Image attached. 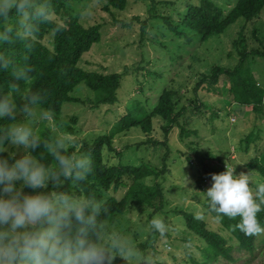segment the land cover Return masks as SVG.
Instances as JSON below:
<instances>
[{"label": "rangeland", "instance_id": "rangeland-1", "mask_svg": "<svg viewBox=\"0 0 264 264\" xmlns=\"http://www.w3.org/2000/svg\"><path fill=\"white\" fill-rule=\"evenodd\" d=\"M198 1L127 0L122 9L105 10L102 0H66V14H75L85 26L99 23L97 40L80 53L76 64L99 73L118 72L116 98L94 104L93 90L78 81L69 91L76 99L63 101L59 112L72 133L64 132L51 118L42 121L35 131L38 134L47 127L53 135L73 136L79 149L83 142L88 144L95 136L108 133L122 114L140 116L147 112L163 87L177 89V106H184L178 118L183 130L173 125L163 131V120L152 115L149 131L131 125L112 134L111 149L104 144L101 148L106 163L147 161L158 168L164 166L155 176L162 189L160 206L127 198L122 212L105 219L101 227L118 233L126 243L152 256L156 264H201L204 241L184 224L183 213H192L203 216L205 226L221 233L231 245L229 257L217 256L205 264H264V233L256 235L250 250L239 248L205 207L206 191L212 183L200 185L201 174L212 170L202 171L203 164L221 170L234 167L237 176L249 174L253 192L262 181L247 163L264 149V55L249 52L264 47V4L252 19L239 17L222 32L199 39L180 23L184 6ZM212 1L225 11L233 0ZM53 18L63 21L55 12ZM43 42L49 45L46 36ZM242 49L246 51L244 63L263 88L257 109L233 99L223 73L212 85L195 84L213 64L233 66ZM21 119L17 115V120ZM7 147L17 159L25 153L23 146ZM151 179L145 178L148 182ZM51 190L49 187L46 191ZM123 190L110 188L109 192L119 198ZM23 191L33 194L26 187ZM156 216L164 218L168 229L164 237L150 230V221ZM114 264L127 262L117 256ZM130 264H136L135 259Z\"/></svg>", "mask_w": 264, "mask_h": 264}, {"label": "clouds", "instance_id": "clouds-1", "mask_svg": "<svg viewBox=\"0 0 264 264\" xmlns=\"http://www.w3.org/2000/svg\"><path fill=\"white\" fill-rule=\"evenodd\" d=\"M53 16L51 0H0V46L21 44L25 50L20 60L0 52V71L13 81L6 93H0V118L10 119L0 126V153L8 151L7 145L25 149L11 164L0 157V264H114L117 256L127 264L133 259L136 264H156L152 256L126 243L118 233L102 229L98 218L107 209L94 194L61 190L69 181L74 187L86 182L93 171L91 156L76 148L77 139L60 134L42 140L36 134V127L52 116L41 110L46 92L31 88L20 92L19 84L31 81L28 54L42 26L54 23ZM63 27L56 24L54 33ZM17 94L23 101L19 108L13 99ZM17 115L22 119L17 120ZM40 148L43 152L34 156ZM45 153L51 158L48 163ZM234 171L226 167L212 174L213 183L206 191L209 210L218 220L239 217L234 231L239 229L246 236L264 233L257 219L264 210V184L254 194L249 174L237 176ZM17 182H21L19 187ZM49 185L52 190L46 191ZM25 187L33 194L25 193ZM150 230L164 237L168 231L164 218H152Z\"/></svg>", "mask_w": 264, "mask_h": 264}, {"label": "trees", "instance_id": "trees-1", "mask_svg": "<svg viewBox=\"0 0 264 264\" xmlns=\"http://www.w3.org/2000/svg\"><path fill=\"white\" fill-rule=\"evenodd\" d=\"M102 1L105 10L110 9V7L122 9L127 2V0ZM65 3L66 0H51L54 12L57 15L59 14L63 21L53 18V24L42 26L27 59L28 66L32 68L30 73L32 79L30 82H20L19 88L20 92H24L28 88L33 91L43 90L46 92V101L41 106L42 111L50 112L53 122L64 132L72 133L73 129L70 124L63 121L59 116L61 103L76 99L69 91L78 81L82 80L86 86L93 90L94 104L112 102L116 98L115 89L119 83V73L116 71L99 73L83 69L76 64L80 53L87 50L90 44L97 40L99 23L82 25L75 14L69 15L64 12ZM263 4L264 0H233L232 4L224 11L212 0H199L197 3L190 2L184 6L181 12L180 23L197 34L199 39H205L222 32L239 17L246 20L252 19L259 13ZM65 14L66 19H64ZM58 23H62L64 27L61 31L54 33L53 29ZM45 36L49 41V45L43 42ZM24 51L21 44L0 46V52L12 55L17 60H20L24 55ZM245 52L244 49L239 51L238 60L231 67L219 64L211 65L209 71L200 74L195 84L200 85L207 82L212 85L216 82L218 74L223 73L228 78V88L233 99L245 105L251 104L253 109H257L262 102L263 88L254 81L248 66L244 63L246 60ZM249 52L264 55V47L263 49L249 50ZM12 82V78L7 72L0 71V93H6ZM178 94L177 89L163 87L158 93L155 103L147 112L140 116L124 113L115 121L108 133L99 134L90 143L83 142L80 145L79 151L91 156L93 171L86 182L74 187L69 181L65 183L61 190L76 195L94 194L103 203L104 208L107 209L98 218L100 224L105 219L111 218L116 212H122L127 198L144 204L156 203L157 206H160L163 199L162 189L155 176L163 171L164 166L158 168L147 161H140L137 164L106 163L102 158L101 148L104 144L108 149H111L110 138L112 134L131 125H139L142 130L149 131L152 115H157L163 120L162 125H160L163 131L173 125H178L179 130H181L182 126L178 118L182 114L184 106L181 104L177 106ZM13 99L17 107L22 105L23 101L19 94L14 95ZM70 120H74V116L70 117ZM9 123L10 119L8 117L0 118V126H6ZM37 135L42 140H48L54 136L47 127ZM40 152H43V148L37 149L32 154L38 156ZM10 154H13V152L5 151L0 153V157L7 158L11 164L14 159H17V156ZM45 157L44 162L48 163L51 158L47 156V153H45ZM247 166L257 170L262 179L259 184H264V149L257 156L252 157ZM208 169H212L218 174L225 171V169L221 170L218 166L202 165V171ZM147 177H151V181H146L145 178ZM259 184L255 185L254 194ZM122 187H124V190L119 198L109 192L110 188L116 190ZM209 203V198H207L205 202L206 209L219 222L220 226L228 232L229 236L234 237L237 246L250 250L253 247L256 235L246 236L239 229L234 231L233 227L239 222L240 218L229 219L222 216L218 220L217 214L209 210ZM261 207L264 209V205ZM183 215L184 224L204 241V261L201 264H205L207 259L213 260L217 256L229 257L228 253L231 245L226 242V238L221 233L206 227L204 221L196 219V216L192 213H183ZM257 219L264 227V210L257 214Z\"/></svg>", "mask_w": 264, "mask_h": 264}, {"label": "built area", "instance_id": "built-area-1", "mask_svg": "<svg viewBox=\"0 0 264 264\" xmlns=\"http://www.w3.org/2000/svg\"><path fill=\"white\" fill-rule=\"evenodd\" d=\"M218 174L216 171L214 170H210L209 172H203L201 174V177H200V185L201 187L204 185H210V183H213L211 177H212V174Z\"/></svg>", "mask_w": 264, "mask_h": 264}]
</instances>
